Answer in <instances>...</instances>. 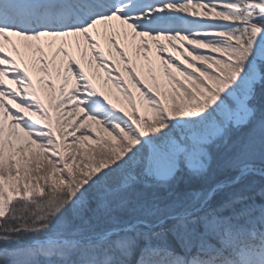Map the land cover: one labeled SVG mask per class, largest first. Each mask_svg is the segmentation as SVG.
<instances>
[{
  "label": "snow or ice",
  "instance_id": "6c2138e0",
  "mask_svg": "<svg viewBox=\"0 0 264 264\" xmlns=\"http://www.w3.org/2000/svg\"><path fill=\"white\" fill-rule=\"evenodd\" d=\"M257 176L264 0H0V264H264V204L229 191Z\"/></svg>",
  "mask_w": 264,
  "mask_h": 264
},
{
  "label": "rangeland",
  "instance_id": "374dc122",
  "mask_svg": "<svg viewBox=\"0 0 264 264\" xmlns=\"http://www.w3.org/2000/svg\"><path fill=\"white\" fill-rule=\"evenodd\" d=\"M100 43H101L102 49L105 52V55L107 56L108 61L111 62V64H113L117 69H119V74H121V75L124 76V80L127 82V87L130 89V91L134 95H136L138 97L137 89L132 84L131 80L129 79V77L127 75V72L124 71V63L120 60L119 56L116 55L115 50L112 49L111 50V53L112 54L111 55H108V52L110 50V46H108L106 44L105 39L102 36L100 37ZM162 43H167V42L166 41H162ZM81 45L84 46L83 45V42H81ZM150 45H151V43H150ZM151 46H152V52L151 53H148V55H149L150 59L153 61V65L156 68V74H157L158 78L161 81H163L164 80L163 68L160 66L159 60H158V58L156 56L155 46L154 45H151ZM73 47L68 48L67 51L72 52L74 55H77V57H78V53L75 51V47L74 48ZM122 47H123V45H122ZM169 51H171V48L170 47H169ZM201 51H207V50L204 49V50H201ZM45 53H48V52L45 51ZM51 53L52 52H49V55ZM144 54L145 53L141 52V56H143ZM11 55H12V57L14 59L17 60L18 63L20 62V58L17 57L14 53L11 52ZM213 55H217L218 56L219 54L218 53H213ZM60 59H63V57H60ZM88 59H91V53L88 54ZM133 59H135L134 56H133ZM136 62L138 64H143L144 65L143 66V69H142V72L141 73H138V74L141 75V78L142 79L148 78L147 77V64L145 62H143L142 60L136 61ZM82 63L84 64L85 70L89 73L90 77L93 76V75H95L97 77L96 79L93 80V83H94V85L97 88V91H100L102 93L108 94L112 98V100L118 104V106H123V107L126 108L127 107V104L124 101L123 96L120 93L117 92L115 86L110 81H107V77L105 76L104 71L102 69L99 70V71L96 70V67H95L96 62L94 60L92 61V68L91 69H89L87 67V60L83 61ZM36 68L37 69L39 68V65L38 64L36 65ZM34 74L36 75V76H34V78L35 79L37 78L36 82H37V85H38L39 93H41L42 98H43V92L47 91V85H45V84L42 85V84L38 83V80L40 78H43V73H40V72L34 70ZM56 83H57V86H56L57 92H55L54 95L56 94L57 97H58L59 94H60V83H61V80L56 79ZM71 83L72 82L70 81L69 87H71ZM15 87H16V85L13 84V88H15ZM45 102H46V104L48 103L47 99H45ZM65 111H69V109L66 108ZM93 129L95 131V129H96V126L95 125H93ZM95 134L97 136H104V135H106V134L100 133L98 131ZM86 143H91V141H88ZM212 177H216L215 174H213ZM255 184H256V182H255ZM255 184H249V185H247L245 187V192L246 193H251V192L255 191ZM244 185L245 184H242V186H244ZM237 188H240L241 189V187H237ZM229 191L230 192H233L231 190H229Z\"/></svg>",
  "mask_w": 264,
  "mask_h": 264
},
{
  "label": "trees",
  "instance_id": "16d2710c",
  "mask_svg": "<svg viewBox=\"0 0 264 264\" xmlns=\"http://www.w3.org/2000/svg\"><path fill=\"white\" fill-rule=\"evenodd\" d=\"M216 177H211L210 180H209V185H214L215 183L217 182H220V181H227L232 174L234 173H230V172H219V173H214ZM232 189V188H231ZM249 195V194H248ZM247 195V196H248Z\"/></svg>",
  "mask_w": 264,
  "mask_h": 264
}]
</instances>
